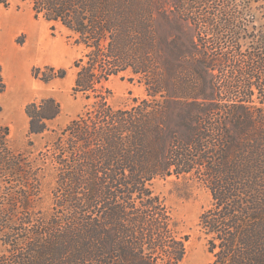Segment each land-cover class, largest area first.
<instances>
[{"label": "trees", "instance_id": "16d2710c", "mask_svg": "<svg viewBox=\"0 0 264 264\" xmlns=\"http://www.w3.org/2000/svg\"><path fill=\"white\" fill-rule=\"evenodd\" d=\"M15 1L71 33L72 92L89 104L34 159L0 126V264H181L189 236L152 188L169 177L210 194L197 224L208 264H264V0ZM119 75L145 97L113 107ZM60 111L51 96L25 106L28 146Z\"/></svg>", "mask_w": 264, "mask_h": 264}, {"label": "rangeland", "instance_id": "374dc122", "mask_svg": "<svg viewBox=\"0 0 264 264\" xmlns=\"http://www.w3.org/2000/svg\"><path fill=\"white\" fill-rule=\"evenodd\" d=\"M0 15L15 19L19 29L12 37V27L9 25L3 28L4 31L0 30V65L6 83V91L0 96V126L9 128V145L15 151L25 152L34 159L44 145L51 141L53 133H59L89 104L84 97L72 92L75 78L72 65L81 55V48L62 26H53L42 18L35 19L28 4L9 0L5 7L0 3ZM15 30L16 27L13 32ZM33 48L39 50L43 57L30 60ZM45 66L65 69L66 76L44 84L35 79L33 74L36 68L43 69ZM17 75L20 76V82ZM122 77H113L105 85L111 92L108 101L115 108L128 107L134 99L145 97L143 83H139L137 78L130 82L126 76ZM48 96L60 104V114L49 124L50 131L42 136L31 137L33 145L28 146L25 106ZM40 181L42 206L48 209L55 187L54 173L49 169L42 170ZM152 188L171 210L179 230L189 236L187 255L181 264H208L211 256L206 248L205 236L197 225L202 210L211 202L208 190L195 179L175 177L155 180Z\"/></svg>", "mask_w": 264, "mask_h": 264}, {"label": "bare ground", "instance_id": "6f19581e", "mask_svg": "<svg viewBox=\"0 0 264 264\" xmlns=\"http://www.w3.org/2000/svg\"><path fill=\"white\" fill-rule=\"evenodd\" d=\"M7 25H9L10 27H12V29H11V31H10V36L12 37L19 29L17 28V21L15 20V19H13V18H4L3 16H1L0 15V30L1 31H4V27L5 26H7ZM16 27V30L13 32V30H14V28ZM8 34V33H7ZM34 50H32L31 51V53H32V56H30V60H38V59H40L41 57H43L42 56V53L39 51V50H37V49H35V48H33ZM15 51V50H14Z\"/></svg>", "mask_w": 264, "mask_h": 264}, {"label": "crops", "instance_id": "0c3cea01", "mask_svg": "<svg viewBox=\"0 0 264 264\" xmlns=\"http://www.w3.org/2000/svg\"><path fill=\"white\" fill-rule=\"evenodd\" d=\"M20 77V76H19ZM19 77H18V75H17V78H18V81H19ZM20 82V81H19Z\"/></svg>", "mask_w": 264, "mask_h": 264}]
</instances>
